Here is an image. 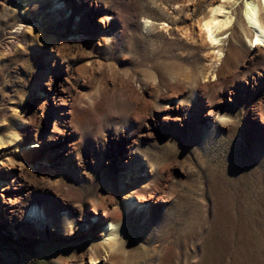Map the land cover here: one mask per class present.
<instances>
[{
    "label": "rangeland",
    "instance_id": "1",
    "mask_svg": "<svg viewBox=\"0 0 264 264\" xmlns=\"http://www.w3.org/2000/svg\"><path fill=\"white\" fill-rule=\"evenodd\" d=\"M18 1L0 0L3 261L264 264V45L243 0L220 58L197 22L222 0Z\"/></svg>",
    "mask_w": 264,
    "mask_h": 264
},
{
    "label": "bare ground",
    "instance_id": "2",
    "mask_svg": "<svg viewBox=\"0 0 264 264\" xmlns=\"http://www.w3.org/2000/svg\"><path fill=\"white\" fill-rule=\"evenodd\" d=\"M80 1H83V0H80ZM235 1H237V0H232V2H229V0L211 2L209 10L201 17L202 19H199V26H200L201 34L203 35L204 39L207 41V44H209L212 47L213 52L215 54V57L217 56L220 58V55L222 54V49H221L222 44L220 45V43H221L220 41L222 40V37H220L218 35L222 34L226 30V29H224V28H227L224 26L225 24H228V26L231 24L233 14H234L235 9H236V7L233 6V3ZM39 2L41 4L42 0H38L37 3L35 0H19L16 3V6L21 8V11H23V10L27 11V10H29L30 7L33 8L34 4H38ZM248 5H251V8H249ZM38 7L39 6H35V8L39 9ZM240 7L242 9V12L244 14V17H245L247 23L254 30V34H255L254 36H256V37L259 36L261 40H264V32H262L260 30V29H264V3H262L261 0H243V4ZM210 9H215L216 11L213 13L212 11H210ZM246 12L248 14L247 17L245 16ZM253 12L256 13L255 16L252 15ZM102 20H104V19H102ZM205 21H209L208 27L212 32L213 38L218 40L219 43L213 45L208 41V31L202 30ZM216 21H219L220 23H216ZM256 24L260 25L259 29L255 26ZM21 25L23 28H27V29H31V28L35 27L34 23H31V22L28 23L25 21H22ZM260 48H261V45H258L257 49H260ZM217 53H219V54H217ZM11 141H17V139L11 138ZM39 146H40L39 141H32V142L26 144L25 148L31 149V147L37 148ZM1 147H3V145H2V142L0 141V148ZM14 166H15V164L13 163L12 168ZM12 183L18 184V183H16V178H12L11 180L10 179H8V180L3 179L2 180V186L4 189L9 188ZM20 184L24 185L23 182H20ZM2 197L5 201V203L7 204V206H5V209H7V211L9 213H15V209L11 205V203L13 202L11 200V198L5 192H2ZM129 205H130V203H129ZM39 214H40V209H39V206H37V205L32 207L29 211V215H31L32 217H38ZM116 236H117L116 225L114 222H112L109 224V226L105 230L104 239L101 242L97 243L98 244L97 246L102 247V249H104V251L111 249L113 245L115 246L114 243L117 240ZM96 252L95 251L92 252V259L93 260L91 261V263H95L97 260H99L98 257H100V256L97 255L98 251H96Z\"/></svg>",
    "mask_w": 264,
    "mask_h": 264
},
{
    "label": "snow or ice",
    "instance_id": "3",
    "mask_svg": "<svg viewBox=\"0 0 264 264\" xmlns=\"http://www.w3.org/2000/svg\"><path fill=\"white\" fill-rule=\"evenodd\" d=\"M191 2H192V0H189V3H191ZM229 2H232V0H229ZM261 2L264 3V0H261ZM248 7L251 8V5H248ZM210 11H212V12L214 13L216 10H215V9H210ZM247 15H248V14H247V12H246V13H245V16L247 17ZM252 15L255 16L256 13L253 12ZM201 19H202V18H201ZM253 22H254V21H253ZM197 23H199V22H197ZM216 23H220V22H219V21H216ZM208 25H209V21H205L202 30H207V31H208V41H209L211 44L215 45V44L219 43V41L213 38L212 32H211V30L209 29ZM224 26H225V27H228V24H225ZM255 26H256L258 29L260 28V25H259V24H256ZM260 30H261L262 32H264V29H260ZM251 44H252V46H256V45H264V40H261L260 37L257 36L253 41H251ZM217 54H219V53H217Z\"/></svg>",
    "mask_w": 264,
    "mask_h": 264
},
{
    "label": "water",
    "instance_id": "4",
    "mask_svg": "<svg viewBox=\"0 0 264 264\" xmlns=\"http://www.w3.org/2000/svg\"><path fill=\"white\" fill-rule=\"evenodd\" d=\"M0 264H6L1 257H0Z\"/></svg>",
    "mask_w": 264,
    "mask_h": 264
}]
</instances>
